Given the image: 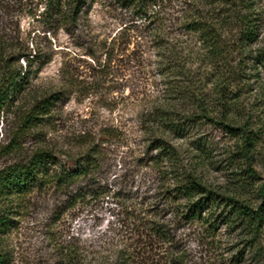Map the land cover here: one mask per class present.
<instances>
[{
    "label": "trees",
    "instance_id": "obj_1",
    "mask_svg": "<svg viewBox=\"0 0 264 264\" xmlns=\"http://www.w3.org/2000/svg\"><path fill=\"white\" fill-rule=\"evenodd\" d=\"M87 1L45 3L56 24L69 31L70 26L77 24ZM121 1L137 17L148 19L163 12L158 5L163 0ZM254 2H184L181 16L173 19L171 25L177 28L176 37L165 34L161 25L153 23L149 38L155 52L181 54L177 68L184 69L190 61L182 75H176L185 80L178 81L171 92L166 90L164 102L141 121L146 153H155L149 162L159 181L150 197L137 193L128 196L131 203L125 207L124 229L117 239L84 244L56 228V222L68 210L109 195L110 189L98 177L105 153L96 134L91 133L75 135L63 141L65 149L60 148L55 141L58 125L53 114L56 104L64 99L63 92L44 94L22 110L19 103L25 101L31 61L26 58L23 68L14 53L2 58L0 113H12L16 126L10 139L0 145V157L7 160L0 166V264H159L153 262L155 251L173 244L174 221H201L205 213L215 215L211 226L217 221L224 224L226 219L231 224L243 218H261L242 198L246 182L257 178L252 166L256 150L248 119L237 115L232 88L240 82L241 71L231 64L232 53L253 51L251 45L258 34L252 13ZM183 53L188 56L183 57ZM260 58L256 60L263 64L264 57ZM202 124L220 125L238 138L228 156L233 168H229L228 178L221 186L206 177L215 164L211 147L194 138ZM117 133L111 127L100 131L109 139L117 138ZM26 137H32L34 143L25 150L21 140ZM259 193L264 196V182ZM48 195L55 201L54 218L45 226L43 250L33 256L23 255L12 243L19 219L35 205V199ZM112 197L117 199L120 194L114 192ZM169 212L173 213L172 219L167 218Z\"/></svg>",
    "mask_w": 264,
    "mask_h": 264
},
{
    "label": "rangeland",
    "instance_id": "obj_2",
    "mask_svg": "<svg viewBox=\"0 0 264 264\" xmlns=\"http://www.w3.org/2000/svg\"><path fill=\"white\" fill-rule=\"evenodd\" d=\"M188 1L163 0L158 4L163 12L146 19L137 17L121 0H88L77 24L66 31L56 24L45 0H0V71L2 58L10 52L19 57L18 65L23 68L26 58L31 61L21 109L29 108L44 94L63 92L64 99L56 104L53 114L58 146L65 149L63 141L91 133L96 134L105 153L98 177L110 193L96 201L87 200L61 216L56 228L64 236L84 244L117 239L124 229L125 207L131 203L128 196L150 197L154 193L159 177L149 160L155 153H146L141 121L164 102L178 81L185 80L176 75H182L190 60L184 69L177 68L181 54L156 53L149 34L155 23L165 34L176 37L177 28H171L173 19L181 16L183 3ZM254 4L258 34L251 45L253 51L232 53L231 64L241 71L240 82L232 88L237 115L248 119L256 150L252 166L257 178L246 182L242 198L261 218H243L231 224L226 219L224 224L217 221L211 226L215 215L205 213L201 221H174L173 244L158 247L154 263L264 264V196L259 193L264 182V63L256 60L264 57V0ZM108 49L112 52L106 53ZM15 126L13 114L2 111L0 145L10 139ZM106 127L117 129V138L102 136L100 131ZM195 134L194 138L211 147L215 160L206 177L217 186L223 185L229 168H233L228 156L238 138L217 124H202ZM21 142L25 150L34 143L32 137ZM5 162L0 157V166ZM114 192L120 197H112ZM34 202L12 236L16 251L28 256L43 250L45 226L54 218L55 201L50 195ZM169 213L167 218L172 219L173 213Z\"/></svg>",
    "mask_w": 264,
    "mask_h": 264
}]
</instances>
